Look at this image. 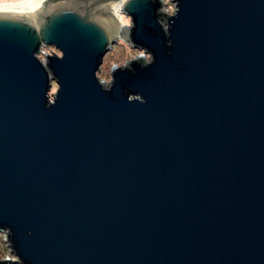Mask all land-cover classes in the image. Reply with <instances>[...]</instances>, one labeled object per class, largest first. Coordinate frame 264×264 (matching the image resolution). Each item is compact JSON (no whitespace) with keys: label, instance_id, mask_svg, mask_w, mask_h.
<instances>
[{"label":"water","instance_id":"95a60500","mask_svg":"<svg viewBox=\"0 0 264 264\" xmlns=\"http://www.w3.org/2000/svg\"><path fill=\"white\" fill-rule=\"evenodd\" d=\"M121 1H0V264H264V0Z\"/></svg>","mask_w":264,"mask_h":264},{"label":"rangeland","instance_id":"374dc122","mask_svg":"<svg viewBox=\"0 0 264 264\" xmlns=\"http://www.w3.org/2000/svg\"><path fill=\"white\" fill-rule=\"evenodd\" d=\"M0 1H7V0H0ZM166 3V9L168 13H172L173 10L175 9V4L172 3L171 0H163ZM122 18H123V22L126 24H131V18L130 16L126 15L124 12L122 13ZM51 48L47 51H50ZM52 50L56 51V49L52 48ZM53 53V52H52ZM57 89V85L55 83H53L52 88L50 93L53 94L55 93ZM8 255V248L6 247L5 241H4V234L0 233V257H5V255Z\"/></svg>","mask_w":264,"mask_h":264},{"label":"bare ground","instance_id":"6f19581e","mask_svg":"<svg viewBox=\"0 0 264 264\" xmlns=\"http://www.w3.org/2000/svg\"><path fill=\"white\" fill-rule=\"evenodd\" d=\"M124 1V0H123ZM123 1L121 2H117L115 3L114 5V8H113V12L115 13V15L117 16V18L123 23V24H126L123 22V18H122V13L124 12L122 7H123Z\"/></svg>","mask_w":264,"mask_h":264},{"label":"built area","instance_id":"2783aa9c","mask_svg":"<svg viewBox=\"0 0 264 264\" xmlns=\"http://www.w3.org/2000/svg\"><path fill=\"white\" fill-rule=\"evenodd\" d=\"M48 48L50 49L51 47H45V48H43L42 49V54L39 56L41 59H43L44 58V55L45 54H51L52 53V48H51V50L50 51H47L48 50ZM5 241V240H4ZM5 244H6V247L8 248V245H7V243L5 242ZM5 257H7V258H14V259H16V257L15 256H13V255H11V253H10V251H9V248H8V255L6 254L5 255Z\"/></svg>","mask_w":264,"mask_h":264}]
</instances>
